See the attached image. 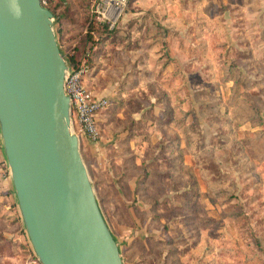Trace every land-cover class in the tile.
<instances>
[{
    "label": "rangeland",
    "instance_id": "1",
    "mask_svg": "<svg viewBox=\"0 0 264 264\" xmlns=\"http://www.w3.org/2000/svg\"><path fill=\"white\" fill-rule=\"evenodd\" d=\"M46 6L110 100L100 141L78 134L125 264H264V0ZM31 260L0 133V264Z\"/></svg>",
    "mask_w": 264,
    "mask_h": 264
},
{
    "label": "water",
    "instance_id": "2",
    "mask_svg": "<svg viewBox=\"0 0 264 264\" xmlns=\"http://www.w3.org/2000/svg\"><path fill=\"white\" fill-rule=\"evenodd\" d=\"M0 0V133L25 230L42 264H125L75 131L70 66L41 0Z\"/></svg>",
    "mask_w": 264,
    "mask_h": 264
},
{
    "label": "built area",
    "instance_id": "3",
    "mask_svg": "<svg viewBox=\"0 0 264 264\" xmlns=\"http://www.w3.org/2000/svg\"><path fill=\"white\" fill-rule=\"evenodd\" d=\"M41 1L46 6L47 0ZM90 71L84 62L78 66L70 64L65 75V91L70 97L75 131L86 133L91 141L99 142L103 137L99 114L108 108L110 100L87 83Z\"/></svg>",
    "mask_w": 264,
    "mask_h": 264
},
{
    "label": "crops",
    "instance_id": "4",
    "mask_svg": "<svg viewBox=\"0 0 264 264\" xmlns=\"http://www.w3.org/2000/svg\"><path fill=\"white\" fill-rule=\"evenodd\" d=\"M105 111L106 110H104L103 112H101L100 114H99V123H100V126H101V128H102V133H103V129H104V131H107V129H108V126H107V120H108V117H106V114H105ZM104 135V134H103ZM119 183V184H118ZM116 182V184H117V187L119 188V191L120 192H123L124 191V187L120 184V182ZM130 186H131V191H132V194L135 196H137V197H139V193L138 192H136L135 194H134V191H135V188H138V183L136 182V180H135V183H133L132 184V182L130 183ZM36 262L34 261V260H31L30 261V264H35Z\"/></svg>",
    "mask_w": 264,
    "mask_h": 264
},
{
    "label": "trees",
    "instance_id": "5",
    "mask_svg": "<svg viewBox=\"0 0 264 264\" xmlns=\"http://www.w3.org/2000/svg\"><path fill=\"white\" fill-rule=\"evenodd\" d=\"M49 8H50L51 10L53 9L51 6H49ZM52 11L54 12V14H56L55 9H53ZM58 17H59V15H58ZM61 50H62V49H61ZM68 60H69V63H70L71 65H73V66H78V65H80V64L83 63V62L86 63V64H88V65H90V64H89V62H90V58L85 59L84 61L81 62V60H80L79 58H77V56H76L74 53H72L71 55L68 56Z\"/></svg>",
    "mask_w": 264,
    "mask_h": 264
},
{
    "label": "clouds",
    "instance_id": "6",
    "mask_svg": "<svg viewBox=\"0 0 264 264\" xmlns=\"http://www.w3.org/2000/svg\"><path fill=\"white\" fill-rule=\"evenodd\" d=\"M11 8L14 10L15 15H20V8L19 5L16 3V0H12L11 2Z\"/></svg>",
    "mask_w": 264,
    "mask_h": 264
}]
</instances>
